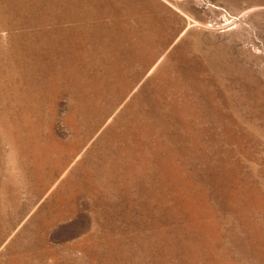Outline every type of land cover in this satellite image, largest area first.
I'll return each mask as SVG.
<instances>
[{"label":"rangeland","instance_id":"374dc122","mask_svg":"<svg viewBox=\"0 0 264 264\" xmlns=\"http://www.w3.org/2000/svg\"><path fill=\"white\" fill-rule=\"evenodd\" d=\"M0 264H264V0H0Z\"/></svg>","mask_w":264,"mask_h":264}]
</instances>
